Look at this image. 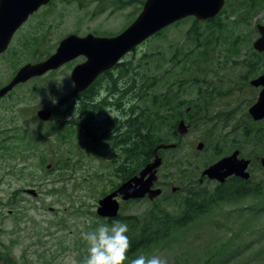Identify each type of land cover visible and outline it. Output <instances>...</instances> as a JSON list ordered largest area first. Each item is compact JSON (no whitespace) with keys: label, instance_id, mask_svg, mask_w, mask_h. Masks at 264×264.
I'll return each instance as SVG.
<instances>
[{"label":"rangeland","instance_id":"1","mask_svg":"<svg viewBox=\"0 0 264 264\" xmlns=\"http://www.w3.org/2000/svg\"><path fill=\"white\" fill-rule=\"evenodd\" d=\"M141 1L144 0L57 1L53 9V40L56 44L63 34L87 26L117 33L139 13ZM262 9L246 24H237L238 17L233 22L223 18L222 28L213 30L212 34L208 33L210 24L199 22L196 30L204 33L206 40L201 37L198 45L186 37L193 23V17H186L136 47L132 67L135 66L137 79L144 80L142 86L146 91L141 94L138 91V98L133 95L134 109L140 110L145 105L142 97L147 98L148 92L146 103L150 102L152 93L168 91L178 93L179 99H191L195 105L183 107L184 110L189 107L190 115L184 116L186 131L176 133L177 147L160 154L158 176L166 189L152 200L124 204L119 210V220L126 223L127 217L146 212L154 204L178 212L190 183L196 190L215 185L205 177L200 181V172L205 164L226 155L242 138L239 125H243L244 113L256 95L255 90H238L239 86H246L240 79L252 74L245 66V59L251 55L256 34L241 42L234 37L244 30L252 32L255 21L264 23V6ZM10 64L8 61L2 64L3 74L12 67ZM68 74L64 68L13 93L23 98L22 107L17 105L21 108L18 120L21 135L18 143L14 136L8 137L11 132L3 135L11 149L4 153L8 160L0 159L3 179L0 199L7 200L16 187L21 189V200H17L13 216L4 221L0 255L18 264H83L88 245L81 233L100 224H110L97 215L96 208L98 199L119 181L120 167L112 163L116 157L96 139L83 136L78 126H69L62 138L55 132V120L44 122L35 116L37 109L56 105L73 90ZM3 105L10 106L9 100ZM252 126L261 128L264 123ZM87 127L88 132L93 131L90 125ZM32 129L33 135L29 133ZM171 130L169 124L161 126V136L169 140L166 143L176 142ZM248 139L245 137L246 142L241 146L242 153L254 161L248 179L251 178V184L262 195L264 169L258 163L264 148L248 143ZM198 142L203 143L201 150L196 149ZM13 150L20 159L16 166H10L14 163L10 152ZM176 162L179 167L173 164ZM183 163L186 168L180 170ZM30 189L37 195L26 191ZM263 202L260 197L248 195L218 203L166 240L147 249L135 248L132 256L127 254L125 264L141 254L161 255L168 264H264Z\"/></svg>","mask_w":264,"mask_h":264},{"label":"flooded vegetation","instance_id":"2","mask_svg":"<svg viewBox=\"0 0 264 264\" xmlns=\"http://www.w3.org/2000/svg\"><path fill=\"white\" fill-rule=\"evenodd\" d=\"M57 1L64 2L66 0H48L46 3L40 4L36 8H30V10H27L26 8L12 9L10 7L8 8V12L11 14L9 16L7 11H0L1 13L6 14V16H0V36L4 35L6 37L8 35L7 42L4 44L3 48H0V89L6 86L12 80L17 71L23 65L28 63H37L51 55L55 51L59 41L69 34H76L78 36H86L87 34H92L93 36H113L117 34L107 31L103 32L101 29H92L87 26L85 28H75L74 31L72 30L71 32L63 34V36L55 44L53 40V9ZM263 6L264 0H223V4L220 10L215 16L206 18L204 20H198L193 16L190 17H193L199 22H206L210 24L211 31L208 33L212 34L213 30H219L220 28H222V24H224V22L222 21L223 18H225L226 21L231 20L233 22L234 20H236L235 18L238 17L239 20H236L237 24H246L247 22L252 20V18L254 19L259 11L263 10ZM215 23L218 24L217 27ZM258 25H264V23L255 21L252 26V32L244 30L243 33H237L234 37L235 40L241 42V40H245L247 37H250L253 33H255L256 36L252 41L253 48V42L260 36V32L257 27ZM0 44L2 45V41L0 42ZM135 50L136 48L130 52H127L122 56L119 62L115 63L109 69L100 72L88 84V86L81 91L76 92L74 90V83L71 78V72L75 65L86 60V57L82 54L63 63L55 69H49L41 75L32 76L23 82H18L10 90L0 95V159L8 160L5 159L4 153L6 154L5 151L11 149L10 147L6 146L9 144L5 143L6 137H4L3 135L7 134V132H11V134H7L8 137L14 136V141H16L17 143L19 142L18 136L21 135V132L18 131V120L20 118L19 110L21 108L17 105L21 104L22 107L23 98L13 93L18 88L32 83L37 79H48L56 71H60L65 68L66 71H69L68 81H70V83L72 84L73 90L62 96L56 105L40 107L39 109L51 110L50 117L47 120L40 119V121H53L54 117L58 114L61 116L68 114L73 118L76 117L78 129H80L82 135L89 137V139H96L98 143L106 147L110 155H114V157H116L115 160H112L114 166L125 165L126 167H130L132 161L124 152L125 148L128 147V144L125 142L123 135H130V125L132 124V118L134 116V66L132 67V58ZM251 51L252 52L250 53L255 55V58L259 61V63L253 66H247L245 64L247 70L252 74L248 76L246 75L244 76V78L240 79V82L243 85H246L244 86V88L242 86L238 87L239 91H243L246 89L256 91V95L253 98L254 100L250 103V105L255 102L260 90L263 88V86L252 85L251 80L263 74L264 71V49L255 50L253 48ZM21 56H27L26 60L22 61L21 59H19ZM5 61L11 63L10 65L12 67L9 68L8 72L3 74L1 66ZM251 67H253L254 70H251ZM33 89L31 92H33ZM6 100H9L10 106L3 105ZM63 107L64 109H62ZM39 109L35 111L36 117L37 111ZM189 113L190 109L189 107H186V113L184 116H189ZM244 117L246 119L252 120L247 111L244 113ZM254 122L264 123V118ZM87 124L92 127L93 131L88 132L89 130ZM241 125L242 124L240 123L239 128L241 127ZM33 131L34 129L29 130V133L33 135ZM48 133L51 132H47V134ZM130 140L131 138H129L128 143L130 142ZM235 150H238V158L249 160L247 170L249 171L251 177V169L254 161L252 157H249L242 153L241 147H232L230 151L223 156H227ZM10 152L13 154L14 158V163L10 166H16L17 164H20V159L16 158V152L14 150ZM260 158L261 157H259V159ZM117 175L119 176V181L118 183L116 182L117 184L111 191H113L118 187L119 184L128 180L135 174H130L129 176L126 174L125 176L122 175V173L118 172ZM202 179L204 178L200 177V181H202ZM240 179L242 178L232 174L230 176H227L222 183H227V181L230 180L239 182ZM2 181L3 179L2 177H0V183ZM209 181H212L214 184L217 182L216 180ZM151 188H159L161 190V193H163L164 189H166L165 183L158 176V168L156 170V178L153 181ZM26 191L29 193L28 190ZM108 193H105L104 195ZM20 194L21 189L15 187L12 192L8 194L7 200L4 197L0 199V234L4 232L3 226L5 219H7L8 217H12L13 213L16 211L17 206H15V204L17 200L20 199ZM36 195L37 192L33 196ZM104 195H102V197ZM117 199L119 202V210H121L124 204L130 203L132 201H139L144 199L152 200L153 198H149V195L145 194V196L140 199L124 200L121 198V196H119ZM118 218H120L119 212L116 217L112 219ZM103 219L106 222H109L108 218ZM1 244L2 240L0 239V246H3ZM0 264H2V261Z\"/></svg>","mask_w":264,"mask_h":264},{"label":"water","instance_id":"3","mask_svg":"<svg viewBox=\"0 0 264 264\" xmlns=\"http://www.w3.org/2000/svg\"><path fill=\"white\" fill-rule=\"evenodd\" d=\"M48 0H0V11L12 9L27 10L36 8ZM24 4V6H23ZM223 4V0H144L142 8L136 17L119 33L113 36H78L69 34L62 38L55 51L45 59L37 63L23 65L12 78V80L0 89V95L10 90L16 83L23 82L32 76L43 74L49 69H55L63 63L84 55L86 60L74 66L71 78L76 92L83 90L102 71L109 69L119 62L124 54L133 50L137 45L148 37L154 35L167 25L188 16H194L198 20L213 17L217 14ZM26 5V6H25ZM14 7V8H13ZM3 14V15H2ZM6 16L0 12V16ZM11 15L8 12V16ZM16 24V23H14ZM260 36L253 42L255 50L264 49V25L257 26ZM8 35L0 36V48L7 42ZM254 86H263L256 100L252 103L247 112L254 121L264 118V71L263 74L251 80ZM51 115L49 109H39L37 117L47 120ZM177 131H186L184 121L181 119L177 123ZM174 147V144H160L158 148ZM203 143L198 142L196 149L201 150ZM155 149V150H156ZM238 150L227 156H223L214 163L205 167L201 175L208 179L223 182L227 176L232 174L243 179L249 178L247 166L249 160L238 158ZM161 164V158L157 154L153 160L147 163L138 174L119 184V186L104 195L97 201L96 213L100 217L114 218L119 211L118 197L126 200L129 198H142L145 194L149 198H154L161 193L159 188H151L156 178L157 167ZM260 164L264 169V157L260 159ZM29 193L35 195L32 189ZM3 264H18L15 262Z\"/></svg>","mask_w":264,"mask_h":264},{"label":"trees","instance_id":"4","mask_svg":"<svg viewBox=\"0 0 264 264\" xmlns=\"http://www.w3.org/2000/svg\"><path fill=\"white\" fill-rule=\"evenodd\" d=\"M141 3H143V1H141ZM198 23L199 21L193 18L191 27L186 31L187 39L197 45L201 37L205 38L204 33L202 34L196 30ZM215 24L217 27L218 24ZM161 33L162 32H158L154 36H158ZM258 63L259 61L256 60L254 54H251L245 59V64L247 66H253ZM250 69L254 70L253 67ZM134 73V95L138 98V95L141 94V92L145 93L146 87L142 86L144 80H142L141 76V79H137L135 66ZM152 85L153 83L149 86L150 90ZM138 91H140V93L137 95ZM148 95L147 98L142 97L145 105H143L140 110H137L136 107L134 109V116L129 131L130 135H123L125 142L128 144V147L125 148L124 152L132 161L130 167L119 165L120 168H118V172L125 176L126 174L128 176L130 174H136L145 164L153 159L155 154L154 149L159 144L169 141L160 134V129L163 124H166V126L169 124L171 126V133L174 137L173 139L176 140L175 148L177 147L178 142L175 124L179 119H184L186 109L184 110L183 107L185 104H191L192 106L195 105L191 103L192 100L179 99L178 93L170 94L168 91L159 94L152 93L149 98L150 102L146 103ZM201 98H203V96H201ZM54 120L55 132L62 138L65 136V132L70 129L69 126L72 128L78 126L75 119L68 114L64 116L58 114L54 117ZM173 121L174 124L172 123ZM243 121L244 123L241 125L242 127L240 129L242 138L237 140L234 147H241L246 142L245 137H248V143L264 148V127L254 128L252 125L256 123L250 119H245ZM129 138H131V140L128 143ZM157 152L158 154H161L163 149H159ZM262 152V156H264V150ZM177 162L176 164H173L176 167H179ZM182 165L183 166L180 167V170L186 168L185 163ZM258 166H260L259 163ZM182 172L185 173V171ZM190 184L191 187L185 189L186 194L184 195L183 200L179 203L180 209L178 212L173 213L164 207V205L154 204L146 212L136 216L127 217L125 220L129 226V232L127 235L131 241V247L127 253L129 256H132V250H135V248L147 249L160 241L166 240L174 231L187 226L195 218L203 215L212 206L218 203L228 202L248 195L260 197L261 201H264V194L261 195L262 191L255 187L254 184H251V178L248 180L240 179L239 182L230 180L227 181V183H216V185L210 189L204 188L196 190L192 187L193 184ZM261 209H264V202ZM112 220L113 219H109L108 221L111 222ZM1 261L2 263H5L12 260L0 255V263Z\"/></svg>","mask_w":264,"mask_h":264},{"label":"clouds","instance_id":"5","mask_svg":"<svg viewBox=\"0 0 264 264\" xmlns=\"http://www.w3.org/2000/svg\"><path fill=\"white\" fill-rule=\"evenodd\" d=\"M127 223L113 219L110 224H100L93 230L82 232L81 237L88 245V255L83 264H125L131 241ZM130 264H168L161 255L141 254Z\"/></svg>","mask_w":264,"mask_h":264}]
</instances>
